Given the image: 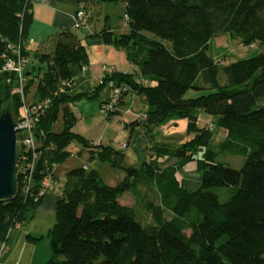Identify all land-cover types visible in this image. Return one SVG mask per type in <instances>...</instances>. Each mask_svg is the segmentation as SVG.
Returning <instances> with one entry per match:
<instances>
[{"label":"trees","instance_id":"obj_1","mask_svg":"<svg viewBox=\"0 0 264 264\" xmlns=\"http://www.w3.org/2000/svg\"><path fill=\"white\" fill-rule=\"evenodd\" d=\"M118 1L79 0V6L88 14L94 5ZM123 2L126 33L102 28L85 32L83 39L98 38L124 52L137 68L136 76L110 72L92 91L69 95L70 69L88 65L86 44L74 32L78 30L58 33L51 52L38 55L39 66L26 79L24 95L34 86L32 102L48 100L49 106L36 124L33 170L21 173L26 162L31 163L21 157L17 197L0 203V242L33 218L44 196L40 195L44 179L69 158L67 148L77 142L90 159L125 177L111 187L94 169L67 172L54 224L45 234L52 252L45 264H264V52L229 64L208 55L210 40L220 35L264 48V0ZM31 10L29 0H0V68L9 43L21 45L27 55ZM89 22L90 17L87 27ZM29 74L23 72L24 77ZM106 83L119 90V105L128 94L145 100V118L125 126L127 141L136 129L146 140L149 161L138 168L123 166L121 153L105 145L92 146L71 131L75 117L68 106L82 97L94 99ZM15 85V77L10 83L0 77V112L7 106L18 117L22 102L11 94ZM189 91L198 96L185 98ZM200 112L226 130L220 149L243 158L239 169L216 160L217 153L208 147L212 130L197 128ZM60 116L62 127L56 131ZM180 119L187 121L186 133L194 134L190 141L176 147L153 141L159 127ZM163 157L176 159V165L158 171L157 160ZM190 162L201 174L199 187L191 192L176 178ZM28 174L31 182L25 186ZM142 182L153 185L158 194L157 202L146 205L148 225L136 221L132 208L119 202L125 192L139 197ZM27 237L38 241L43 236Z\"/></svg>","mask_w":264,"mask_h":264},{"label":"crops","instance_id":"obj_2","mask_svg":"<svg viewBox=\"0 0 264 264\" xmlns=\"http://www.w3.org/2000/svg\"><path fill=\"white\" fill-rule=\"evenodd\" d=\"M29 1L32 6V22L26 34L27 42L25 43V51L27 52V64L31 55H34L38 60V55H40L44 49L46 50L49 48L50 43L55 40V36L58 33L74 31L72 27L73 18L79 6V0ZM88 28V30H84L87 34L98 32L102 28L110 29L111 31H114L116 33L127 32V27L126 29H114L106 25L101 26L98 23L96 24L95 28H92L89 23ZM84 43L87 47L88 65L85 66V71H82L81 67H72L70 69L72 85L69 91V95L90 92L94 88H96L98 85L97 82L104 74V68L108 69L109 71L121 74H130L133 76H136L138 74L137 68L132 66L127 61L124 52L116 50L111 45L102 43V41L98 38L86 39L84 40ZM24 72H31V74L25 76L26 79H29L30 77H32V75L36 74L35 67H32L31 70L25 69ZM33 92L34 86L29 89V93L26 96L28 98V102L33 101ZM103 101L105 100H102V103ZM68 107L72 112L70 105ZM118 108L120 109V124L122 126V129L117 134H115V136L111 138V140L109 139V143L106 144L102 142V140L91 141L84 136L83 138L86 139L92 146L105 145L111 147L124 156V160L122 163L123 166L138 168L142 164H145L149 161L146 140L144 138L142 130L136 129L132 132L129 141H127L128 130L125 128V126L133 122L143 120L145 118L147 106L143 96L128 94L123 97ZM196 125L198 129L209 128L212 130V138L208 145L209 149H211L212 151H216V149L218 150V148L225 143L227 138L226 130H224L223 128L215 127L213 124V118L211 116L200 112L198 114ZM186 128V120H171L156 130L153 141L156 143L166 144L171 147H176L178 145L184 144L190 141L194 136V134H187ZM123 145L125 146L123 147ZM229 154L230 156H238V158H240L235 159V162H237L238 165V168L235 169H239L243 164V158L231 152ZM176 162V159L170 157L159 158L157 160L156 169L158 171H162L164 169L172 168L176 165ZM60 165L55 166L51 176L45 180V184L48 186V189L44 193L43 199L36 209L33 218L26 224H24L25 226H27V233L30 236H45L47 231L54 224L55 205L62 198V193L66 183V174L69 170H71V168H68L59 171L58 167ZM82 167L86 166L82 165ZM87 169L92 168L89 167ZM200 176L201 174L197 170L194 162L186 164L176 173V178L182 181L183 188L189 192L194 191L199 187ZM141 184L145 183L142 182ZM140 185L138 189L139 195L142 193ZM150 187L153 189V193L158 199V194L155 191L153 185L150 184ZM120 200L121 199L119 198V202ZM44 263L46 262L42 263L40 259L37 260L33 257L23 264Z\"/></svg>","mask_w":264,"mask_h":264},{"label":"rangeland","instance_id":"obj_3","mask_svg":"<svg viewBox=\"0 0 264 264\" xmlns=\"http://www.w3.org/2000/svg\"><path fill=\"white\" fill-rule=\"evenodd\" d=\"M88 15L91 17L89 23L92 28H95L98 23L101 26L106 25L114 29H126L127 22L124 18L123 0H119L115 3L106 2L94 5L90 8ZM74 32L80 36L81 39L86 35L84 30ZM53 44L54 41L51 42L49 48L46 50L44 49L42 53L51 52ZM261 52H264V48L261 46H258L257 44H254L252 47L244 46L238 40H230L228 35H220L212 38L209 42L208 48V55L214 61L224 64L250 58ZM38 66V60L34 55H31L25 69L31 70L32 67L37 68ZM221 79H224V76H220V82L222 83ZM97 84H99V81ZM111 92L112 90L109 87V83H106V85L98 91V94L94 99L82 97L70 104L73 112L72 114H74L73 116L75 117V123L71 129L73 133L81 135L82 137L84 136L91 141L102 140V142L107 144L109 143V139L111 140V138L122 129L120 124V109L118 107V111L111 115L103 114L100 110L102 100H105L103 102L108 101ZM196 96H198L196 92L189 91L185 98H195ZM27 99L28 98L25 97L26 102H28ZM61 127L62 122L60 116L54 129L59 131ZM67 151L70 153V156L58 167L59 171L68 168H79L82 167V165L86 166V168L91 167L98 172L102 181L111 187L119 184L125 177L124 172L115 170L107 164H101L94 159H90L89 152L83 149L82 145L77 142L71 143L68 146ZM214 152L217 153L216 160L218 162L224 163L231 168H238L237 162H235V159H240L238 156H230L229 153L224 152L220 147ZM140 187L142 193L139 197L135 198L134 195L125 192L119 197L121 199L120 203L132 208L135 212L136 221L142 225H148L151 224V219L146 210V205L148 201L156 202L157 198L153 193L150 184H141ZM164 217L168 220L171 219L169 213H165ZM26 227L27 226L22 225L11 230L7 235V240L5 242H0V264H23L33 257L37 260L40 259L43 263L52 258L48 238L43 236L38 241L31 240L27 237L28 233ZM189 233V231H186L187 235H189Z\"/></svg>","mask_w":264,"mask_h":264},{"label":"built area","instance_id":"obj_4","mask_svg":"<svg viewBox=\"0 0 264 264\" xmlns=\"http://www.w3.org/2000/svg\"><path fill=\"white\" fill-rule=\"evenodd\" d=\"M88 17L89 15L86 11L78 6L76 13L73 18V29L74 30H83L88 28ZM125 19L126 16H124ZM6 55L3 57V64L0 68V77L4 76L6 83H10L11 76L16 78V85L11 89V94L18 95L21 98L22 106L18 116L17 129L20 132L22 137L21 142V155L23 161L28 160L31 163L26 162L24 169H21V173L27 174L33 169V162L36 159V124L38 123L40 116L48 108V100H42L39 102H26L24 95V84L26 78L23 76L25 66L27 65V57L23 54L22 46L15 44L6 45ZM82 71H85L86 68L82 67ZM112 71L104 68V74H108ZM102 82V78L99 80V83ZM109 87L112 90L109 100L103 102L100 105V110L103 114H110L117 110V107L120 103V92L118 89L111 88V83ZM125 145H123L124 147ZM19 158V160H20ZM19 163V162H18ZM18 165V164H17ZM83 169L86 170V167ZM17 170V168H16ZM48 178V177H47ZM45 178L43 181V190L40 192V195L44 194L48 189V186L45 184ZM25 186H28L31 182V174H28L23 178Z\"/></svg>","mask_w":264,"mask_h":264},{"label":"water","instance_id":"obj_5","mask_svg":"<svg viewBox=\"0 0 264 264\" xmlns=\"http://www.w3.org/2000/svg\"><path fill=\"white\" fill-rule=\"evenodd\" d=\"M17 123L18 117L9 107L0 112V203L13 201L18 194L16 168L22 137Z\"/></svg>","mask_w":264,"mask_h":264}]
</instances>
